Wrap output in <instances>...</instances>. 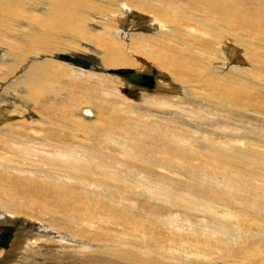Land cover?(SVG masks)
I'll list each match as a JSON object with an SVG mask.
<instances>
[{
  "label": "bare ground",
  "instance_id": "obj_1",
  "mask_svg": "<svg viewBox=\"0 0 264 264\" xmlns=\"http://www.w3.org/2000/svg\"><path fill=\"white\" fill-rule=\"evenodd\" d=\"M263 76L264 0H0V228L29 225L0 238V264L264 262L261 239H223L264 221V155L234 113ZM135 185L167 210L122 201ZM197 207L221 223H193Z\"/></svg>",
  "mask_w": 264,
  "mask_h": 264
},
{
  "label": "rangeland",
  "instance_id": "obj_2",
  "mask_svg": "<svg viewBox=\"0 0 264 264\" xmlns=\"http://www.w3.org/2000/svg\"><path fill=\"white\" fill-rule=\"evenodd\" d=\"M140 15H145V14H142V13H139ZM145 16H148V15H145ZM148 17H150V16H148ZM233 41V39H231L230 40V42H232ZM243 59V60H242ZM245 59H246V61H245ZM250 60V58L249 57H246V58H244V57H240L239 59H238V63H239V65H243V67L244 68H246V67H248V65L249 64H251V61H249ZM154 70H159L155 65H153L151 62H149V61H147V60H145ZM243 63H242V62ZM237 63V62H236ZM242 63V64H241ZM247 65V66H246ZM255 65V64H254ZM142 65H140V67H141ZM246 66V67H245ZM156 67V68H155ZM146 69V68H145ZM147 69H148V67H147ZM142 70V69H141ZM148 71H149V69H148ZM157 73H159V74H161V75H163V73L159 70V71H157ZM151 75H154V74H151ZM264 77V76H263ZM263 77H258V78H253V79H251V80H253L254 82H255V84H254V82H253V84H254V86L256 85V86H260V87H262V88H264V86H263V84H264V78ZM258 80H260V81H258ZM262 83V84H261ZM259 84V85H258ZM262 85V86H261ZM258 90H260V91H258ZM145 93H147V94H149V93H151L152 91H147V89H144L143 90ZM257 91V92H256ZM261 94H260V93ZM103 94H104V92H102ZM143 93V92H142ZM253 93H255V95L253 94ZM257 93V94H256ZM260 94V95H259ZM257 95V96H256ZM264 95V89H260V88H258V87H252V90H249L248 91V96L250 97L251 96V98H254V99H256V100H254V101H256V102H254V104H253V101H249V102H247L246 103V107L244 106L243 107V109L245 110H241V112L240 113H237V112H235L234 111V113H236V115H238V116H242V126H243V128L246 130H244V132H245V137H246V139H245V144L247 145H244V148H246L245 149V152L248 154L247 156H251V155H255V156H258V155H260V156H263L264 154L263 153H259V152H261L262 150H263V152H264V136H262V139H261V135H264V128H263V122H264V109L262 110V108H264V105L260 102V101H258L257 99L259 98V97H264L263 96ZM260 102V103H259ZM259 103V104H258ZM252 104H253V106H252ZM4 105V104H3ZM261 107H260V106ZM263 105V106H262ZM251 107V108H250ZM220 109H225L224 107H219ZM260 108V109H259ZM96 111V110H95ZM216 111H218V110H216V109H214L212 112L209 110V113H217ZM243 111V112H242ZM97 113V112H96ZM225 114H228V113H225ZM2 117H4V116H2ZM2 117H0V123L1 124H4V125H6V124H8V123H10V121L9 120H7L5 117V120H4V118L2 119ZM25 118H23L22 120H26V121H28L27 119H28V117L27 116H24ZM244 117V118H243ZM86 118H89V117H86ZM93 119V118H92ZM130 119H132V120H135V115H131L130 116ZM246 119V120H245ZM71 120H73L72 122L73 123H75L74 121H76V119H71ZM117 121V122H123V121H125V119L123 120V121H118L117 119L116 120H114V118L112 117V119H111V122H113V121ZM4 121V122H3ZM263 121V122H262ZM237 124H240L239 122H236ZM244 123H247V124H245L244 125ZM263 125H262V124ZM215 127H210V128H208V130L207 131H200V135H199V142H198V144L200 145V146H202V147H206V146H211V145H213L214 144V142L211 140V138L212 139H216L217 138V136L219 137L220 136V138H217V140H218V142H220L221 140H223L222 139V134H223V131H222V127L221 126H219L218 124H216V125H214ZM207 128V127H206ZM143 130H144V132L145 131H147V128H142ZM262 130V131H261ZM210 131V132H209ZM135 132H141V131H137V129L135 128ZM211 132H214L215 133V135L214 136H212V134H211ZM219 132H220V134H219ZM141 133H143V131L141 132ZM208 133H210L209 135H208ZM219 134V135H218ZM204 135L206 136V135H208V137H204ZM210 136H212L211 138H210ZM216 137V138H215ZM248 137V138H247ZM210 138V139H209ZM252 139H254L255 141H253ZM171 140H174V141H176V142H179L178 140H175V139H171ZM257 141V142H256ZM263 141V143L261 144V142ZM208 142V143H207ZM252 142H253V144H252ZM256 142V143H255ZM204 143H207V145L205 144V145H203ZM258 143V144H257ZM179 144H180V142H179ZM209 144V145H208ZM249 144H250V146H252V145H254V147L252 148V147H250L249 146ZM146 145H150V144H146ZM257 145H260L259 147L257 146ZM263 145V146H262ZM257 146V147H256ZM261 147H263L262 148V150H261ZM260 148V149H259ZM251 149V150H250ZM0 150H2V148H1V146H0ZM250 151V152H249ZM254 151V152H253ZM257 153H256V152ZM252 153V154H251ZM259 156V157H260ZM262 159H261V162L259 163V166H262L261 164H262ZM263 167V166H262ZM116 169V168H115ZM118 169V171L120 172V174L121 175H123V176H125V177H129L128 178V180H132V182H135L136 181V179L137 180H141L142 179V181H149L150 180V178H148V175L150 174H145L146 172H141L142 173V175H140L141 173H139V172H137V171H134V169H128V168H117ZM111 172H115V170H113V169H109ZM133 172V173H132ZM137 173H139V174H137ZM152 174V173H151ZM151 174L149 175V177L151 176ZM144 175H145V177H144ZM147 175V176H146ZM140 176V177H139ZM199 176L200 177H202V178H204V175L203 174H199ZM141 178V179H140ZM145 179V180H144ZM147 181V182H148ZM200 181V180H199ZM214 181V180H213ZM213 181H211L212 183H213ZM201 182V181H200ZM216 182V181H215ZM214 182V183H215ZM135 184V183H134ZM134 186V185H133ZM197 186V185H196ZM199 189H201L202 187L201 186H197ZM115 188V187H114ZM106 194V193H105ZM139 195V196H138ZM152 194L150 193V195L148 194V192L146 193V192H142V191H140V189L138 190V188H136V185H135V187H134V190L131 192V193H129V196L130 197H126V198H124V199H122V201L123 200H126V199H131V200H134V198L135 199H137V200H139V201H144L143 203L145 204V205H148V207L149 206H154V207H157L158 208V205L160 206V207H162L161 209L163 210V206L165 205L166 206V204H164L165 203V201H163V199H161V200H152V199H149V200H147L146 198H148V197H150V198H152L153 196H151ZM141 197V198H140ZM145 197V198H144ZM139 198V199H138ZM118 200L119 201H121V198H118ZM165 200V199H164ZM153 204H152V203ZM160 202L162 203V204H164V205H161L160 204ZM151 203V204H150ZM157 203H159L158 205H157ZM156 204V205H155ZM218 207V204H216V207H215V210L217 211V212H219V213H221V214H223V210H221V209H218L217 208ZM198 209H197V211H193V216H192V222L193 223H197V224H201L202 222L201 221H204V222H206L207 224L210 222V223H212L213 225H214V227L216 228L217 226H218V224H220L221 223V218L219 217L220 216V214H216V213H214V214H205V213H201L202 212V208L201 207H197ZM164 210H167V209H165L164 208ZM163 210V211H164ZM202 215V214H205V215H202V217L200 216V215ZM198 215H199V218H198ZM207 215V216H206ZM215 215V216H214ZM218 216V217H217ZM201 217V218H200ZM217 218V219H215V218ZM196 218V219H195ZM256 217H251V218H249L248 219V222H246L242 227L243 228H241V229H238L237 227H236V225H235V221L234 220H229L228 222H227V224H228V226H227V224H226V226L228 227L227 229H224V230H226L228 233H227V235H226V237L224 236V233H222L223 232V230L221 231V234L222 235H219L218 234V236L219 237H221V238H223V236L225 237V238H223V239H225V240H227V241H229V242H233V241H235V243L236 242H240L241 240H242V242H245V243H253V244H257L256 242H258V243H260V239H261V241H264V239H263V235H264V221H262V220H260V219H258V218H256ZM210 219H211V221H210ZM220 219V220H219ZM255 219V220H254ZM200 220V221H199ZM206 220V221H205ZM170 222L169 220H166V222ZM213 221H215V222H213ZM58 223H60L59 221H57ZM217 222V223H216ZM233 222V223H232ZM251 223V224H250ZM254 223H256V226H255V224ZM16 224V225H15ZM230 225V226H229ZM251 225V226H250ZM3 227H6L5 229H2L1 230V228H0V238H1V241H3V239L5 238V237H9V236H11L10 237V241H9V244L11 243V242H13V240H14V238H16L15 240L17 241V239L20 237V235L21 234H27V231L29 230L28 228H29V225H27V224H21V223H13V224H9V223H7V224H4L3 225ZM259 227V228H258ZM9 229H11V234L9 235ZM248 229H250V231L248 230ZM243 232H241V231ZM247 230V232H245ZM238 231V232H237ZM36 230L32 233L33 235L34 234H36ZM245 232V233H244ZM254 232V233H253ZM256 232V233H255ZM236 233H238V234H236ZM248 233H249V236L251 237V239H250V237H248ZM250 233H252V234H250ZM259 233V234H258ZM32 234H31V236H32ZM104 235L105 234H107V233H103ZM245 236V238H244V236ZM104 235H103V237H102V241L104 242ZM235 235V236H234ZM247 235V236H246ZM258 235V236H257ZM262 237H261V236ZM19 236V237H18ZM27 236H28V234H27ZM232 236V237H231ZM106 237H109V235L107 234L106 235ZM231 238V239H226V238ZM259 237V238H258ZM234 238V239H233ZM236 238V239H235ZM240 238V239H239ZM242 238H244L245 240H243ZM247 238V239H246ZM258 238V239H257ZM12 239V240H11ZM29 239V238H28ZM34 239H36V238H34ZM233 239V240H232ZM238 239V240H237ZM254 239H256V240H254ZM231 240V241H230ZM255 242V243H254ZM14 243H15V241H14ZM29 243H31V242H29ZM6 250V248L4 247V246H1L0 245V251H5ZM15 253H17L18 254V251L17 252H15ZM259 260H257V259H254V260H252V263L251 264H260V261L258 262ZM263 261H264V259H263ZM256 262V263H255ZM71 264L73 263V262H70ZM69 263V264H70ZM261 264H264V262H261Z\"/></svg>",
  "mask_w": 264,
  "mask_h": 264
},
{
  "label": "water",
  "instance_id": "obj_3",
  "mask_svg": "<svg viewBox=\"0 0 264 264\" xmlns=\"http://www.w3.org/2000/svg\"><path fill=\"white\" fill-rule=\"evenodd\" d=\"M133 75V74H132ZM144 77V80H140V78ZM129 82H133L134 84L136 85H142L144 87H147V88H152V81L151 79L148 78V76H137L136 79L133 78V76L130 78V81ZM9 235L11 234V229H9ZM11 237V236H9ZM3 244L5 247H7L9 245V239L7 237L4 238L3 240Z\"/></svg>",
  "mask_w": 264,
  "mask_h": 264
}]
</instances>
